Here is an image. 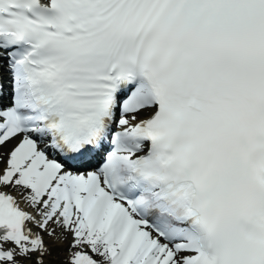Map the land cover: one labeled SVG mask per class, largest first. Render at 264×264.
Masks as SVG:
<instances>
[{
  "label": "snow or ice",
  "instance_id": "6c2138e0",
  "mask_svg": "<svg viewBox=\"0 0 264 264\" xmlns=\"http://www.w3.org/2000/svg\"><path fill=\"white\" fill-rule=\"evenodd\" d=\"M45 236L264 264V0H0V264Z\"/></svg>",
  "mask_w": 264,
  "mask_h": 264
},
{
  "label": "rangeland",
  "instance_id": "374dc122",
  "mask_svg": "<svg viewBox=\"0 0 264 264\" xmlns=\"http://www.w3.org/2000/svg\"><path fill=\"white\" fill-rule=\"evenodd\" d=\"M49 247L52 249L51 255L46 257V264H59L60 261H63L67 253L63 250L64 246L59 245L53 247L54 243L47 242Z\"/></svg>",
  "mask_w": 264,
  "mask_h": 264
},
{
  "label": "bare ground",
  "instance_id": "6f19581e",
  "mask_svg": "<svg viewBox=\"0 0 264 264\" xmlns=\"http://www.w3.org/2000/svg\"><path fill=\"white\" fill-rule=\"evenodd\" d=\"M45 240H46V242L54 243L53 247H55V246H59L54 240L49 239L47 236L45 237ZM63 246H64V245H63Z\"/></svg>",
  "mask_w": 264,
  "mask_h": 264
}]
</instances>
